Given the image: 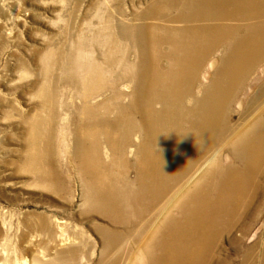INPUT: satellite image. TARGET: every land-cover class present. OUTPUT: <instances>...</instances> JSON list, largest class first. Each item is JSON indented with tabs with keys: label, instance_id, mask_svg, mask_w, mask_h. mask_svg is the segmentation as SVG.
I'll return each mask as SVG.
<instances>
[{
	"label": "bare ground",
	"instance_id": "1",
	"mask_svg": "<svg viewBox=\"0 0 264 264\" xmlns=\"http://www.w3.org/2000/svg\"><path fill=\"white\" fill-rule=\"evenodd\" d=\"M134 19L102 43L103 60L78 40L67 69L64 60L60 64L72 94L66 106L72 128H63L91 193L87 200L111 224L99 227L97 264H118L125 256L127 264H212L221 236L235 229L258 190L250 177L264 166V83L248 81L264 61V0H152ZM119 37L128 53L117 57ZM202 65H215L216 75L193 94ZM43 88L52 147L56 92ZM233 103L241 115L231 123ZM40 123L39 117L28 123L31 142ZM231 140L233 155L224 163L222 148ZM4 251L0 264H19ZM250 258L247 251L240 261ZM29 262L77 264L72 249Z\"/></svg>",
	"mask_w": 264,
	"mask_h": 264
},
{
	"label": "rangeland",
	"instance_id": "2",
	"mask_svg": "<svg viewBox=\"0 0 264 264\" xmlns=\"http://www.w3.org/2000/svg\"><path fill=\"white\" fill-rule=\"evenodd\" d=\"M151 1L0 0V250L4 248V255L8 253L17 263L30 264L32 258L45 261L62 250L72 249L77 264H97L101 249L99 227L110 228L111 224L95 210V204L88 202L87 193H91L83 184L71 135L63 128H72L66 109L72 94L60 64L64 60L67 69L68 59L76 56L73 48L78 40L86 42L88 55L103 60L106 46L102 43L110 40L111 32L118 36L121 23L135 22L136 14ZM93 38L99 39L97 45L91 42ZM119 40L123 51L117 57L128 53L127 41ZM215 55L219 57L220 52ZM46 66H51L50 72L45 71ZM214 67L201 66L191 88L193 94L212 83L217 70ZM249 73L250 83L263 84L264 61ZM133 84L135 81L131 89ZM40 88L48 94L51 90L56 92L52 136L57 144L52 147L46 141L49 123L44 122L50 116L49 106L39 94ZM239 96L238 91L234 96L238 102ZM240 111L239 103L231 104V123L239 120ZM35 117L42 124L37 141L31 142L28 123ZM228 141L222 148L227 155L224 163H229V156L233 155L227 149L232 140ZM100 143L102 151L107 149L104 139ZM127 173V178L133 179V172ZM250 179L258 190L252 200L249 196L253 189L247 192L249 204L234 232L221 236L212 264H264V166L260 174ZM235 245L241 246L242 251L236 253ZM244 251H250L251 258L240 261ZM128 261L125 256L118 264Z\"/></svg>",
	"mask_w": 264,
	"mask_h": 264
}]
</instances>
